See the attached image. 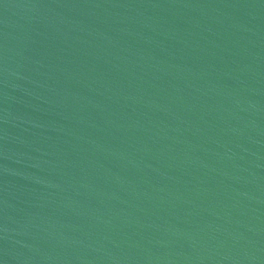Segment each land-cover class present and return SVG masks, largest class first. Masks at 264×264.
<instances>
[{
	"label": "water",
	"instance_id": "obj_1",
	"mask_svg": "<svg viewBox=\"0 0 264 264\" xmlns=\"http://www.w3.org/2000/svg\"><path fill=\"white\" fill-rule=\"evenodd\" d=\"M0 264H264V0H0Z\"/></svg>",
	"mask_w": 264,
	"mask_h": 264
}]
</instances>
